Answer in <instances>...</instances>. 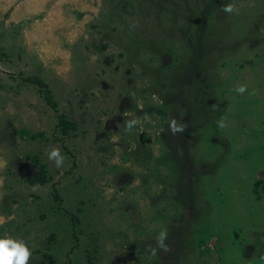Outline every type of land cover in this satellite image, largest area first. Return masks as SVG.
Here are the masks:
<instances>
[{"label":"rangeland","instance_id":"1","mask_svg":"<svg viewBox=\"0 0 264 264\" xmlns=\"http://www.w3.org/2000/svg\"><path fill=\"white\" fill-rule=\"evenodd\" d=\"M8 234L28 264H264V0H0Z\"/></svg>","mask_w":264,"mask_h":264},{"label":"clouds","instance_id":"2","mask_svg":"<svg viewBox=\"0 0 264 264\" xmlns=\"http://www.w3.org/2000/svg\"><path fill=\"white\" fill-rule=\"evenodd\" d=\"M226 12H233L234 5L229 4L224 8ZM245 85H240L236 88V92L244 93ZM136 123L135 120L127 122V129H131ZM48 159L55 162L56 166H61L64 163V156L59 149L53 148L47 153ZM163 235V234H161ZM31 250L28 245L16 237L8 235H0V264H28Z\"/></svg>","mask_w":264,"mask_h":264},{"label":"trees","instance_id":"3","mask_svg":"<svg viewBox=\"0 0 264 264\" xmlns=\"http://www.w3.org/2000/svg\"><path fill=\"white\" fill-rule=\"evenodd\" d=\"M29 81L33 82V83H36L37 84V81H33L32 79L28 78Z\"/></svg>","mask_w":264,"mask_h":264}]
</instances>
